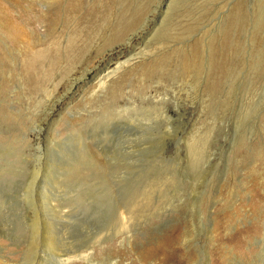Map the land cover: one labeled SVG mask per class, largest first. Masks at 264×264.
I'll return each instance as SVG.
<instances>
[{
    "label": "rangeland",
    "instance_id": "1",
    "mask_svg": "<svg viewBox=\"0 0 264 264\" xmlns=\"http://www.w3.org/2000/svg\"><path fill=\"white\" fill-rule=\"evenodd\" d=\"M76 1L0 0V264H264V0Z\"/></svg>",
    "mask_w": 264,
    "mask_h": 264
},
{
    "label": "bare ground",
    "instance_id": "2",
    "mask_svg": "<svg viewBox=\"0 0 264 264\" xmlns=\"http://www.w3.org/2000/svg\"><path fill=\"white\" fill-rule=\"evenodd\" d=\"M76 2H77L76 0H75L74 3L72 2V5L74 6V8H77V7L80 6V5L78 6V5L76 4ZM66 8L68 9V7H66ZM55 11H56V10H55ZM56 12H58V11H56ZM56 12H53V13L55 14ZM119 21H120V20H119ZM128 25L131 26V23H128L127 26H128ZM116 26L119 27L118 23H116V24L114 25V27H116ZM122 28H123V27H122ZM126 28H127V27H126ZM117 29H118V28H116V30L113 31L114 33H112V34L118 33V32H117ZM121 30H122V29H121ZM126 31H127V30H126ZM19 36H20V35H19ZM21 37H22V36H21ZM109 74H110V73H109ZM109 74H107V75H105V76H101V79H99V83H100V85L102 84L103 79H105L106 77H108ZM111 75H112V74H111ZM105 80H107V79H105ZM104 83H105V82H104ZM66 256H67V255H66ZM64 257H65V256H64ZM67 257H69V256H67ZM67 257H66V258H67ZM70 257H71V256H70ZM72 258H73V257H72ZM73 259H74V258H73ZM70 260H71V258H69L68 260H65V262L70 261ZM62 261H63V260H62Z\"/></svg>",
    "mask_w": 264,
    "mask_h": 264
}]
</instances>
